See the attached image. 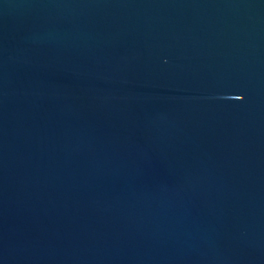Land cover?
<instances>
[{"label":"water","instance_id":"95a60500","mask_svg":"<svg viewBox=\"0 0 264 264\" xmlns=\"http://www.w3.org/2000/svg\"><path fill=\"white\" fill-rule=\"evenodd\" d=\"M0 264H264V0H0Z\"/></svg>","mask_w":264,"mask_h":264}]
</instances>
